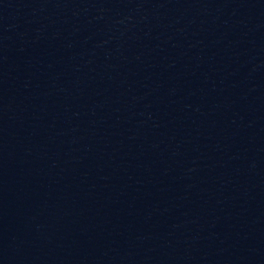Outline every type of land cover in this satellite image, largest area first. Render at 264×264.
<instances>
[{"label": "water", "instance_id": "water-1", "mask_svg": "<svg viewBox=\"0 0 264 264\" xmlns=\"http://www.w3.org/2000/svg\"><path fill=\"white\" fill-rule=\"evenodd\" d=\"M0 264H264V0H0Z\"/></svg>", "mask_w": 264, "mask_h": 264}]
</instances>
